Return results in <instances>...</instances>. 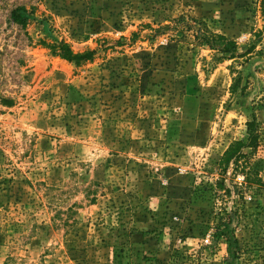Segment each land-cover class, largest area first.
<instances>
[{
    "label": "rangeland",
    "instance_id": "1",
    "mask_svg": "<svg viewBox=\"0 0 264 264\" xmlns=\"http://www.w3.org/2000/svg\"><path fill=\"white\" fill-rule=\"evenodd\" d=\"M263 5L0 0V264H264Z\"/></svg>",
    "mask_w": 264,
    "mask_h": 264
},
{
    "label": "trees",
    "instance_id": "2",
    "mask_svg": "<svg viewBox=\"0 0 264 264\" xmlns=\"http://www.w3.org/2000/svg\"><path fill=\"white\" fill-rule=\"evenodd\" d=\"M263 4H264V0H263ZM22 12H25V10L15 9L12 12V18L14 19V21L24 24L25 20L22 19L21 17ZM262 13L264 16V5L262 7ZM209 38H210L209 36L204 34V35H201L200 40L203 44H210ZM220 39H222L225 42V44L219 50L225 55L228 53L233 54L232 52L236 47V43L234 41H229L224 37H220ZM52 50H53L54 55H58L68 61H75V62H80L83 60H90L92 57V53H93L92 51H87L84 53L75 54L70 49V47L66 43H63V42H61L60 45L53 46ZM255 124L256 123L254 121L247 123L248 131H249L247 147H249L250 149L255 148L258 142L257 129H256ZM242 144H243L242 142H238L237 144L232 145L229 148V150L226 151L225 155L219 162L220 171L223 172V175L226 173V170L230 166V164L235 165V169H238L241 156L246 157L244 153L239 151V147H241ZM253 175L254 174H253V171H251V169L245 170V182L244 183L247 188L248 187L250 188L255 184H263L259 178L258 180L252 179ZM256 176H257V173H256ZM222 188H224V186L221 187L220 189ZM230 191L231 190L225 188V192H227V194H230L231 193ZM230 220L231 218H229V221ZM229 221L226 222L224 221L223 217H219V222L215 226L214 235L216 238H224L228 245V257L227 259H225L224 264H237L236 259L238 258V252H239L238 245H237L238 241L231 234Z\"/></svg>",
    "mask_w": 264,
    "mask_h": 264
}]
</instances>
